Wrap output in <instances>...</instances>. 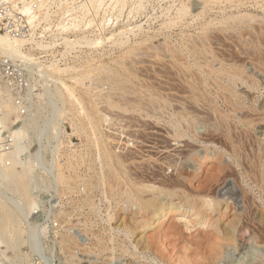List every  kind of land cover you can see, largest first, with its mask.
I'll return each mask as SVG.
<instances>
[{
  "label": "rangeland",
  "instance_id": "obj_1",
  "mask_svg": "<svg viewBox=\"0 0 264 264\" xmlns=\"http://www.w3.org/2000/svg\"><path fill=\"white\" fill-rule=\"evenodd\" d=\"M263 2L144 0L142 8L131 2L116 8L113 0H105L100 13L92 10L85 23L82 24L83 16L77 15L81 30L75 32L79 36H103V48L92 52L79 50L68 55L63 53L64 49L61 52L30 51L36 62L30 61L29 57L25 59L27 55L15 59L6 54L2 57L0 53V60L10 58L21 70L27 64L32 67L41 64L45 67L39 71L45 79L49 74L47 79L53 78L47 81L48 84L37 83L39 72L34 70L31 75L35 79L34 85L27 87L28 84L20 82L22 79H19L18 71L15 74V68H0V97L5 102L10 99L8 103L15 109L5 119L0 108V155L6 157L0 162V230L3 229L5 210L15 213V221L7 234L4 235L3 230L0 232V264H193L195 260L200 264H250L264 257V189L250 180L243 169L245 161L241 162L250 155L251 148L242 145L236 162L230 154L232 145L229 141L219 140V137L214 139L211 126L216 122H213L210 104L204 106L202 101L196 56L188 58V65L182 66L184 60L174 58L176 55L164 46L166 34L178 49L189 51L193 46L199 49L204 25L211 36L209 47H206L228 59L234 56L236 67L239 66L244 71L243 78L248 79V83L238 80L232 85L239 103L255 106L264 99V69L251 60L245 50L264 52V37L260 41L255 36H260L264 26V13L260 9ZM182 5L190 6V15L178 26L166 28V20L173 18L175 9ZM193 5H198V9L193 10ZM224 16L231 19L221 21ZM236 16L240 18L236 19ZM87 20L93 22L87 25ZM58 24V20L53 21L52 28ZM68 33L74 34L62 27L60 34L71 36ZM154 36L157 38L153 39ZM154 46L160 48L157 50ZM185 46H188L187 50ZM65 59L68 65L77 66L75 71L66 70ZM52 62L60 65L55 74L50 72L52 70L46 71ZM221 64L220 59L215 67L219 69ZM224 64L233 66L230 64L234 63ZM58 69H65V74ZM57 75L65 78L64 82L74 91L73 97L65 93L62 103L55 91L58 85L64 91L61 81L55 82V79H61ZM227 79L221 83L228 84ZM252 82L256 87L251 86ZM208 89L211 91V87ZM53 95L55 99H51ZM220 95L223 101L216 94L209 97L216 98L224 109L226 96ZM248 95L255 98L254 103H249ZM232 126V132L238 135L234 129L236 126L240 129V124L237 122ZM59 128L63 133L57 135L61 132ZM14 133L18 135L14 136ZM104 144L119 157L123 167L106 159ZM16 147L20 151L17 150V154ZM13 154L18 158L13 160L16 157ZM205 155L207 158L221 155L225 169L219 178L231 176L236 171L234 176L241 189L238 188L240 197L237 201L232 199L222 203L221 219L212 214L206 224L193 216L201 212L197 209L201 197L211 198L217 194L214 170L204 168ZM3 166L13 168L11 170L15 169V172L25 166L31 168L25 196L14 184H8ZM58 172L66 177V184L57 183L63 178ZM134 192H142L144 198L156 194L161 206L170 202L184 205L186 196H190L195 210L194 213L173 212L164 223L147 227L143 222H153L152 215L139 213L135 202H131ZM242 192H246V196ZM259 218L261 221H257ZM222 230L231 233L229 239L222 240Z\"/></svg>",
  "mask_w": 264,
  "mask_h": 264
},
{
  "label": "bare ground",
  "instance_id": "obj_2",
  "mask_svg": "<svg viewBox=\"0 0 264 264\" xmlns=\"http://www.w3.org/2000/svg\"><path fill=\"white\" fill-rule=\"evenodd\" d=\"M44 1V0H43ZM49 1H51V2H46L45 1V3L43 2H41V3H39L38 5H42V7L45 9V14H43L42 15V20H44V21H49L50 20V18L52 17V15H54V14H56V12L55 11H53L52 10V6L53 5H56L57 6V11H62L63 13H65V12H67V8H65L64 9V1L63 0H49ZM86 1V3L83 5L82 4V10L83 11H85V12H92V10L93 11H95L96 13L97 12H99V10L103 7V2L105 1V0H85ZM111 1V0H110ZM132 3V5H138L139 7H141L142 5H143V2H144V0H113V6H115L116 8L117 7H119V8H123V7H125V5L127 4L128 5V3ZM241 3H243V2H241ZM240 3V4H241ZM258 3V2H257ZM264 3V2H263ZM259 4H261L260 2H259ZM198 5H193V10H197L198 9V7H197ZM41 7V6H40ZM188 7H190V6H188ZM186 5H182L181 7H177L176 9H175V15H174V17L173 18H168V20H166L167 21V25H166V28H168V29H172V28H174V27H176V26H178L181 22H183V21H185L186 19L185 18H187L189 15H190V8H188ZM142 8V7H141ZM64 9V10H63ZM262 11H263V13H264V4H262V6H261V8H260ZM102 10V9H101ZM241 11V10H240ZM95 13V14H96ZM100 13V12H99ZM103 13V12H102ZM168 13H170L169 11H168ZM98 15V14H97ZM245 16V15H244ZM248 16H250V15H248ZM98 17V16H97ZM198 17V16H197ZM196 17V18H197ZM238 16H236V19H239V18H237ZM82 18V17H81ZM92 18V17H91ZM199 18V17H198ZM95 19H96V17H95ZM99 19V18H98ZM229 19H231V17H223L222 19H221V21H225V20H229ZM234 19H235V17H234ZM235 19V20H236ZM253 19V18H252ZM83 20V19H82ZM92 22H93V20H91ZM83 22L84 21H82V24H83ZM92 22H86V23H88L87 25H90V23H92ZM101 23H102V20H101ZM80 24H81V20H78V18H76L75 19V21L70 25V26H64V31H73L74 32V34H75V32L76 31H78V30H81V26H80ZM97 24V23H96ZM211 24V23H210ZM209 24V25H210ZM220 24H223V22H220ZM225 24V23H224ZM262 24H264V19H263V23ZM101 25V24H100ZM203 26V28H202V30H203V32H204V35L201 37V38H199L200 39V41H199V44H200V47H198L199 49H197L196 47H192L193 49H188L189 51H184L183 49H178V48H176V46H174L172 43H170V36L169 35H166V34H164L165 35V38H164V43H165V48H166V50L168 51V52H171L172 54H174V55H176V56H174V58H179L180 60H184V64L185 65H183L182 64V66H186V65H188V58H192V57H195L196 56V62L198 61V67H199V71H200V77H199V85H200V93H201V97H202V101H203V103H204V106H206L207 105V103H209L210 104V106H211V110H212V112L213 113H211V116H212V114H213V117L215 118L214 119V123L216 122V124H214V125H210L211 127H213L212 129H213V131H214V139L215 138H218L219 137V140L220 139H226V140H228L229 141V145H232L231 146V150L230 149H227L226 148V150H230V154H231V156L234 158V160L237 162V158H238V150H240V148H242V145L244 146V145H248V146H250V155H248V157H246V158H242V157H240V158H242V159H245V160H242L241 162H243V161H245V167L243 168L244 169V172L245 173H248V177H250V180L253 182V183H255L257 186H259L260 188H263L264 189V99L262 100V101H260V102H257V104L255 105V106H253L252 104H249V106L246 104V103H243L242 101H240L241 103H239V97H238V95H236L235 93H234V91H233V88H232V85H235L236 84V82L238 81V80H241L242 82H246V83H248V79L246 80V79H244L243 78V73H244V71L242 70V69H240V68H238V67H236V63L237 62H234L233 60H235V58H233V57H231L230 56V59H228L227 58V56H225L224 54L222 55V53H220V52H216V51H214V50H211V49H208L207 47H209L207 44H209V41L211 40V36L210 35H208V32H207V30H208V28H206V27H204V25H202ZM264 26H263V29H262V31L260 32V36L259 35H255L256 36V38L257 39H260V41H263V37H264ZM78 33V32H77ZM92 33V32H91ZM63 34V33H62ZM62 34H60V32L58 33V35L57 36H55V37H53L50 41H46V42H44V41H40V42H35V43H30V45L31 46H34V47H32V48H37V50L38 51H41V50H49V49H53L57 44H60V45H62L63 46V48H62V50L64 49V51H63V53L65 54V55H68V54H70L71 52H75V51H88V52H92L94 49H99V48H103V36H100V37H93V36H91V34H85V35H82V36H79L78 34H76L75 36H64V35H62ZM98 34V33H97ZM125 34V33H124ZM80 35H81V33H80ZM102 35V34H101ZM240 35V37H244V39H245V36L244 35H242L241 36V34H239ZM236 38H238L237 37V35L235 36ZM154 38H157V36H154L153 37V39ZM235 38V39H236ZM108 40V39H107ZM106 40V41H107ZM206 40H207V42H206ZM238 41H240L241 42V40H239V39H237ZM195 42V41H194ZM234 42H237V41H234ZM241 43H243V41L241 42ZM240 43V44H241ZM25 45H27V42H25L24 40H21V39H12V38H10V37H8L7 35H5V34H2V33H0V53H2V55L3 54H6V56L7 55H9V57L10 56H12L13 58H15V59H17V58H21V57H25L26 55V57H25V59L27 58V57H29L30 59H32V60H30L29 58V60L30 61H34V62H36L35 60H37L36 58L34 59V54H32L31 52H29V53H27L26 54V52H24V46ZM154 45V44H153ZM158 45V44H157ZM156 45V46H157ZM160 46V45H159ZM207 46V47H206ZM155 47V46H154ZM186 47V46H185ZM188 47V46H187ZM187 47L185 48L186 50H187ZM160 47H155L154 49H159ZM184 48V47H183ZM77 53V52H76ZM186 53H188L187 54V56H185L186 55ZM62 54V53H61ZM60 54V56H64V54L63 55H61ZM185 54V55H184ZM245 54L251 59V60H253V61H257L258 63L257 64H259L260 66H262V70L264 69V61H263V59H264V52H262L261 50H257V51H254V50H252V49H246L245 50ZM74 55V54H73ZM86 55V54H85ZM89 55V54H88ZM230 55H232V54H230ZM82 56V55H81ZM229 56V55H228ZM70 57V56H69ZM89 57V56H88ZM60 58V57H59ZM70 60H74V59H72V58H69ZM221 59V61H223V64H221V67L218 69L217 67H215V64H216V62H218V60H220ZM23 60V59H22ZM26 61V60H25ZM60 60L58 59V61L57 62H59ZM65 61H66V59H65ZM235 61H237V60H235ZM56 62V61H55ZM67 62V61H66ZM234 63V64H230V65H233V66H228V65H225L224 63ZM30 63V62H29ZM37 63H39V62H37ZM60 63V62H59ZM87 63H89V61L87 62ZM255 63V62H254ZM253 63V64H254ZM75 64V63H74ZM82 64V63H81ZM44 65V64H43ZM65 65H68V62L65 64ZM80 65V64H79ZM219 65V64H218ZM254 65H256V64H254ZM258 65V66H259ZM40 66H41V64H40ZM48 66V65H47ZM51 66V67H50ZM50 66L49 67H46V71H48V70H52V71H50V72H53L54 74H55V70H56V68L58 67L59 68V64L57 65H55L54 64V62H52L51 64H50ZM42 67V66H41ZM45 67V66H44ZM44 67H43V69H44ZM77 67V66H76ZM76 67L75 66H72L71 64H69L68 66H66V70H74L75 71V69H76ZM188 67V66H187ZM61 68V67H60ZM64 68V67H63ZM80 68V67H79ZM78 68V69H79ZM83 68V67H82ZM190 68V67H189ZM256 68V67H255ZM259 68V67H258ZM42 69V70H43ZM65 69L63 70V69H58L59 70V72L60 71H63V74H65L64 73V71H65ZM77 69V70H78ZM84 69V68H83ZM187 69V68H186ZM42 70H41V72H42ZM54 70V71H53ZM76 70V71H77ZM190 70V69H189ZM191 71V70H190ZM193 71V70H192ZM49 72V71H48ZM59 72H56L57 74L59 73ZM66 72V71H65ZM46 73V72H45ZM52 73V74H53ZM61 73V72H60ZM188 73V72H187ZM48 74V73H47ZM190 74V73H189ZM192 74V73H191ZM195 74V73H194ZM50 75V74H49ZM48 75V76H49ZM62 75V74H61ZM46 76V75H45ZM48 76H47V78H48ZM55 75H53V76H50V77H54ZM58 77L57 78H59V77H61L60 75H57ZM187 76H188V74H187ZM49 77V78H50ZM192 77V76H191ZM196 77V76H195ZM46 78V79H47ZM225 78H228L227 80H228V84H222L221 83V81L223 80V79H225ZM245 78H247V77H245ZM53 79V78H52ZM52 79H50V80H52ZM63 79H65V78H63ZM62 79V77H61V79H55L56 81L55 82H57V83H59V81H61V84L63 85V87H64V91H62V89H60L59 88V85H58V87L55 89V91H56V93H57V97H58V101H59V103L61 102V101H63V99L65 98V93H67L68 94V97H69V95L70 96H74V91H73V88L71 87V86H69V85H67L66 84V82H64L65 80H63ZM80 79V78H79ZM49 79H47V81L49 82L50 81ZM57 80H59V81H57ZM63 80V81H62ZM71 80H73V79H71ZM74 81H76L77 82V80H74ZM79 81V80H78ZM81 81V80H80ZM193 81H195V80H193ZM53 82V81H52ZM51 82V83H52ZM75 82V83H76ZM83 82V81H82ZM197 82V83H198ZM54 83V82H53ZM52 83V84H53ZM56 83V84H57ZM48 84V83H47ZM77 84H79V83H77ZM81 85H82V83H81ZM48 86V85H47ZM55 86V85H54ZM251 86L252 87H256L255 86V84L252 82V84H251ZM264 86V85H263ZM49 87V86H48ZM88 87V86H87ZM92 87V86H91ZM209 87H211V91H209ZM92 89V88H91ZM48 90V89H47ZM87 90H89V89H87ZM257 90V89H256ZM48 92V91H47ZM226 92H227V94H226ZM51 92L49 91V93L48 94H50ZM213 94H216V96L217 97H221V95L220 94H224L225 96H226V98L224 97V100H225V105H224V109L221 107V106H219V102H217V100H216V98H210L209 97V95H213ZM1 96V95H0ZM67 96V95H66ZM248 98H246V99H248V101H249V103H254L255 102V98L254 97H251L250 95H248L247 96ZM50 98V97H49ZM54 98V95H53V97H51V99H53ZM56 98V97H55ZM54 98V99H55ZM222 98V97H221ZM220 98V99H221ZM51 99H49V101H51ZM57 100V99H56ZM201 100V99H200ZM222 101H223V99H221ZM9 101H10V99H9ZM8 101V102H9ZM58 101L57 102H55L56 104L58 103ZM201 101V102H202ZM8 102H5V100H4V98L3 97H0V108H2V110H3V112H2V114L4 115V118L6 117L7 118V116L9 117V115H11V113L13 112V111H15V109L13 108V106L12 105H10ZM53 102V101H52ZM51 102V103H52ZM246 102V101H245ZM62 103V102H61ZM222 103V104H223ZM56 104H54V105H56ZM64 106L65 105H63L62 107V109H64ZM56 107H57V105H56ZM52 108H53V106H52ZM54 109V108H53ZM52 109V110H53ZM56 109V108H55ZM204 109H206V108H204ZM1 110V111H2ZM17 111V110H16ZM54 111V110H53ZM57 111V110H56ZM60 111V110H59ZM64 111V110H63ZM62 111V112H63ZM65 112V111H64ZM99 112V111H98ZM55 113V112H54ZM61 113V111L59 112V114ZM56 114V113H55ZM65 114H66V112H65ZM98 114H100V113H98ZM64 115V114H63ZM97 115V114H96ZM55 116V115H54ZM61 116V115H60ZM77 116V115H76ZM90 116V115H89ZM101 116V115H100ZM53 117V116H52ZM62 117V116H61ZM212 117V118H213ZM5 118V119H6ZM90 118V117H89ZM9 119V118H8ZM19 119V118H18ZM17 119V120H18ZM60 119V118H59ZM63 119V118H62ZM53 121H54V119H52ZM99 120H101V119H99ZM216 120V121H215ZM7 121V120H6ZM11 121V120H10ZM9 121V122H10ZM90 121V120H89ZM92 121H94V120H92ZM91 121V123L90 124H94V122H92ZM173 121V120H172ZM2 122H4V120L2 121ZM8 122V121H7ZM47 123H50L49 121H46ZM72 122V121H71ZM75 122V121H74ZM85 122V121H84ZM180 122V121H179ZM192 122V121H191ZM239 123L240 124V126H241V128L239 129L238 128V126H236V128L234 129V130H236L237 132H238V135L237 134H234L233 132H232V129H233V127L234 126H232V125H234L235 123ZM4 123H6V122H4ZM61 123V122H60ZM97 123H98V121H97ZM3 124V123H2ZM84 124V123H83ZM190 124V123H189ZM19 125V124H18ZM25 125V124H24ZM50 125V124H49ZM61 124H59V126H60ZM72 125V124H71ZM75 125V124H74ZM77 125V124H76ZM175 125V124H174ZM177 125V124H176ZM175 125V126H176ZM17 126V125H16ZM89 126H91V125H89ZM88 126V127H89ZM14 127V126H13ZM46 127H47V125H46ZM45 127V128H46ZM55 127V126H54ZM87 127V126H86ZM96 127H97V125H96ZM95 127V128H96ZM174 127V126H173ZM232 127V128H231ZM76 128V127H75ZM98 128V127H97ZM206 128V127H205ZM43 129H44V126H43ZM60 129V128H59ZM183 129H184V127H183ZM9 130V129H8ZM13 130V129H12ZM15 130V129H14ZM18 130H19V128H18ZM61 130V129H60ZM59 130V131H60ZM81 130H82V128H81ZM98 130V129H97ZM211 130V129H210ZM208 131H209V129H208ZM212 131V132H213ZM230 131H231V133H230ZM17 132V130L15 131V133ZM24 132V131H23ZM40 132V131H39ZM42 133L44 132V130L43 131H41ZM54 132V131H53ZM100 132V131H99ZM14 133V134H15ZM58 133V132H57ZM56 133V134H57ZM63 133V131L61 130V132H59L57 135H59V134H62ZM233 133V134H232ZM25 134V133H24ZM47 134V133H46ZM92 134H93V132H92ZM91 134V135H92ZM213 134V133H212ZM17 135H18V133H17ZM16 134L14 135V136H17ZM50 135H51V133H50ZM53 135V134H52ZM55 135V134H54ZM105 135V134H104ZM103 135V136H104ZM188 135V134H187ZM234 135H237L238 136V138H237V136H234ZM13 136V135H12ZM13 136V137H14ZM40 136H42L41 134H40ZM66 136V135H65ZM89 136V135H88ZM94 136V135H93ZM96 136H98V135H96ZM101 136V135H100ZM46 137V136H45ZM55 137V136H54ZM58 137V136H57ZM90 137V136H89ZM20 138V133H19V137H18V140H20L19 139ZM90 138H93V137H90ZM98 138V137H97ZM101 138V137H100ZM104 138V137H103ZM96 139V138H95ZM107 139V138H106ZM24 140V139H23ZM25 140H26V136H25ZM57 140V139H56ZM98 140V139H97ZM96 140V141H97ZM102 140V139H101ZM100 140V141H101ZM218 140V139H217ZM217 140H215V142L217 141ZM245 140V141H244ZM16 141V140H15ZM42 141V140H41ZM41 141H40V143H41ZM20 142V141H19ZM58 142V141H57ZM95 142V141H94ZM246 142V143H245ZM25 143V142H24ZM26 143H27V141H26ZM25 143V144H26ZM59 143H60V141H59ZM99 143V141L96 143V144H98ZM101 143V142H100ZM13 144H15L14 142H13ZM20 144V143H19ZM220 144V143H219ZM101 145H102V143H101ZM106 144H104V155H105V157H106V159L107 160H109L110 162H117V164L119 165V166H121V167H123V164L121 165V161L119 160V157H117V156H115L113 153H112V151L110 152L109 151V149L108 148H106V146H105ZM108 145V144H107ZM226 145V144H225ZM246 145V146H247ZM17 146V145H16ZM19 146V145H18ZM39 146V145H38ZM228 146V145H227ZM97 147H99V146H97ZM17 148V147H16ZM21 148H23V146H22V144H21V147H20V149ZM55 148V147H54ZM53 148V149H54ZM100 148V147H99ZM245 149V148H244ZM247 149V148H246ZM248 149H249V147H248ZM2 150V149H1ZM19 151V148H17L16 149V154H17V152ZM210 150V149H209ZM245 151V150H244ZM243 151V152H244ZM20 152V151H19ZM21 152H22V149H21ZM207 152V151H206ZM241 152V151H240ZM246 152V151H245ZM14 153V152H13ZM38 153H39V151H38ZM238 153V154H237ZM248 153V152H247ZM1 154V153H0ZM9 154V153H8ZM7 154V155H8ZM11 154H12V152H11ZM16 154H13V157H14V155L16 156V157H14L13 158V160L15 159V158H18L17 156L18 155H16ZM55 154V153H54ZM243 154V153H242ZM224 155V154H223ZM3 156H4V154L3 155H0V162H2V161H4L3 159L5 158V160H6V157H4L3 158ZM6 156V155H5ZM10 156V155H9ZM100 156V155H99ZM218 155H216V157H208L207 158V156L205 155L204 156V158H206V162L204 163V168H211V169H213L214 171H213V174L212 175H214L215 174V180H217L216 182H217V185H216V191H217V194L215 195V196H211V198H208L207 196H205L204 195V197H201V200H200V202H199V205L197 206V209H200L201 210V212H198L197 214H193V216H195L196 218L198 217L199 219H202V220H204V222H205V224L207 223V220H209V216L210 215H212V214H215L216 215V217H219V215H221V210H222V203L224 202V201H226V202H228L229 200H235V201H237V199L240 197L239 196V191H238V186H239V181H238V178L237 177H235L234 176V174H235V172L233 173V175H229V176H227L226 174V176L225 177H222V178H219V177H221V175H220V173H222L223 171H222V169L224 170L225 169V165L223 166V164L224 163H222L221 161H220V158L222 159V157H217ZM246 156V155H245ZM11 157V156H10ZM9 157V158H10ZM244 157V156H243ZM233 158H232V160H233ZM8 159V158H7ZM12 159V158H11ZM215 159V160H214ZM17 160V159H16ZM221 162H219V161ZM8 161V160H7ZM9 161H10V159H9ZM108 161V162H109ZM209 161V162H208ZM210 161H212L211 163L212 164H209L210 163ZM4 163V165L6 164L5 162H3ZM10 163V162H9ZM8 163V164H9ZM12 163H13V161H12ZM15 164H16V161L14 162ZM28 163V162H27ZM239 163V162H238ZM1 164V163H0ZM11 164V163H10ZM14 164V165H15ZM29 164V163H28ZM111 164V163H110ZM228 164H230V163H228ZM112 165V164H111ZM12 166H13V164H12ZM16 166V165H15ZM14 166V167H15ZM4 167V166H3ZM6 167V169H5V171H6V178H8L9 180H7L8 181V184H10L11 183V185H13L14 184V187H15V189L18 191V192H20V194L21 195H24L25 196V194L27 193V190H28V184H29V182H30V180H29V176L31 175L30 174V170H31V168L30 167H24V168H21V171L19 170H17L16 172H15V169L14 170H11V169H13V168H8V166H5ZM4 167V168H5ZM110 167H112V166H110ZM8 168V169H7ZM19 169V168H18ZM242 169V168H241ZM233 170H232V172H233ZM210 171V170H209ZM222 171V172H221ZM226 171L228 172V170L226 169ZM226 171H224V173L226 172ZM230 171V170H229ZM241 171V170H240ZM231 172V173H232ZM62 175L61 177H63V173H59L58 172V175ZM211 174V173H210ZM230 174V173H229ZM240 174V173H239ZM239 174H238V172H237V175L239 176ZM223 176V175H222ZM60 177V176H59ZM247 177V176H246ZM58 179V178H57ZM57 179H55L56 181H57ZM105 180H106V177L104 176L103 177V181L105 182ZM10 181V182H9ZM60 181V182H59ZM59 181H57V183H59V184H66L67 182H66V177L64 178H60V180ZM207 181V180H206ZM212 182V181H211ZM58 184V185H59ZM207 184V183H206ZM250 184V183H249ZM251 185V184H250ZM254 185V184H253ZM241 186V185H240ZM156 187V186H155ZM154 187V188H155ZM203 187V186H202ZM201 187V188H202ZM153 188V189H154ZM242 188V187H241ZM252 188V187H251ZM240 189V188H239ZM150 190V189H149ZM203 190V189H202ZM214 190H215V188H214ZM241 190V189H240ZM243 190V189H242ZM255 190V189H254ZM153 191V190H152ZM152 191H149V192H152ZM155 191V190H154ZM153 191V193H155ZM157 191V190H156ZM158 191H159V189H158ZM158 191L156 192V193H158ZM245 191V190H244ZM256 191V190H255ZM263 191V190H262ZM15 192V191H14ZM17 192V193H18ZM206 192V191H205ZM248 192V191H247ZM264 192V191H263ZM211 193V192H210ZM213 193V192H212ZM242 193H244V192H242ZM249 193V192H248ZM19 194V195H20ZM134 196L133 197H131V198H134V199H131L132 201L131 202H135V204L137 205V207H138V210H139V213H142V212H148L150 215H152V220H153V222H148V221H145V222H143L144 224V226H153L154 224H161V223H164L165 221H166V219H167V216L168 215H170L171 213H173V212H181V211H185L186 213H191V212H193V209H194V207H195V205H193V201L189 198V197H187L186 196V199H185V204L184 205H182V204H173V203H167L166 205H160V203H159V201H158V197L156 196V194L155 195H153L152 197L150 196V198H144V197H142L141 196V194H142V192L141 193H135L134 192ZM152 194V193H151ZM159 194V193H158ZM157 194V195H158ZM202 194H205V193H202ZM202 194H201V196H202ZM28 195V194H27ZM187 195V194H186ZM207 195V194H206ZM242 195H244V196H246V192L244 193V194H242ZM159 196V195H158ZM21 197V196H20ZM249 197H251L250 195H249ZM254 197V196H253ZM28 198H30V197H28ZM220 198L221 199H223V201L222 200H220ZM23 199V198H22ZM24 199H25V197H24ZM130 199V198H129ZM199 199H200V197H199ZM243 199H245V198H243ZM245 200H248V199H245ZM245 200H243V201H245ZM27 201V200H26ZM184 201V200H183ZM240 201H242V199L240 200ZM249 202H250V200H249ZM255 202V201H254ZM33 203V202H32ZM35 203V202H34ZM241 203V202H240ZM245 203V202H244ZM247 203V202H246ZM133 204V203H132ZM229 204V203H228ZM248 204V203H247ZM256 204V203H255ZM28 205V204H27ZM180 205V206H179ZM250 205H252V204H250ZM32 206H33V204H32ZM228 206V205H227ZM247 206V205H246ZM25 207H27V206H25ZM185 207H186V210H184L185 209ZM234 207V206H233ZM249 207V206H248ZM247 207V208H248ZM258 207V206H257ZM4 208H6V207H4ZM236 208V207H235ZM240 208V207H239ZM246 208V207H245ZM259 208V207H258ZM196 209V210H197ZM195 210V209H194ZM223 210H224V208H223ZM228 210V209H227ZM245 210V209H244ZM250 210V209H249ZM248 211V210H247ZM223 212V211H222ZM225 212L227 213V211L225 210ZM246 212V211H245ZM248 212H250V211H248ZM254 212V211H253ZM258 212V211H257ZM194 213V212H193ZM246 214V213H245ZM3 215V214H2ZM1 215V216H2ZM225 215V214H224ZM223 215V216H224ZM203 216H205V217H203ZM222 216V217H223ZM256 216V215H255ZM263 216H264V214H263ZM3 217V225H4V227H3V225H2V230H3V232H4V235L5 234H7V232H8V229H10L9 227H11V225L14 223V221H15V213H14V211L12 212V211H10V210H5V212H4V216H2ZM252 217V216H251ZM213 218V217H212ZM220 219H221V217H219ZM263 218V217H262ZM261 218V219H262ZM1 219V218H0ZM261 219L259 218V219H257V221H261ZM151 220V219H150ZM191 221V220H190ZM217 221H219V219L217 220ZM192 222V221H191ZM213 222V221H212ZM215 222V221H214ZM257 223H259V222H257ZM264 224V223H263ZM14 227V226H13ZM15 228V227H14ZM2 230H0V232L2 231ZM223 231V230H222ZM227 231V233L225 232V231H223V238H222V240H224V238H225V240H227V239H229V237L231 236V233L230 232H228V230H226ZM10 232H11V230H10ZM224 232L226 233V235L224 234ZM14 233H13V231H12V235H13ZM220 234V233H219ZM221 234V235H222ZM142 235V234H141ZM233 235V234H232ZM234 236V235H233ZM232 238V237H231ZM4 240V239H3ZM2 240V241H3ZM5 241H7V240H4V242ZM6 243H8V242H6ZM8 247H9V245H8ZM11 250V249H10ZM263 250V249H262ZM264 251V250H263ZM260 257V256H259ZM259 257H258V259H259ZM187 259H189V258H187ZM252 260V259H251ZM184 261L185 262H187L186 261V259H184ZM189 261V260H188ZM191 261V260H190ZM182 262V261H181ZM180 263V262H179ZM183 263V262H182ZM181 263V264H182ZM193 264H200V263H198V262H196V260H195V262H192ZM185 264V263H184ZM187 264H189V262H187ZM243 264V263H242ZM250 264H264V257H261L257 262L255 261V262H251Z\"/></svg>",
  "mask_w": 264,
  "mask_h": 264
},
{
  "label": "built area",
  "instance_id": "obj_3",
  "mask_svg": "<svg viewBox=\"0 0 264 264\" xmlns=\"http://www.w3.org/2000/svg\"><path fill=\"white\" fill-rule=\"evenodd\" d=\"M51 2L49 0H0V33L7 35L12 39H21L27 42L24 49L27 48L30 51H38L37 48H32L30 43L40 42V41H50L53 37L57 36L62 27L70 26L76 18L83 16L87 19L89 12L82 10V4L86 3L85 0H63L64 9L67 8V12L57 11V6L53 5L52 10L56 14L52 15L49 21L42 20V15L45 14V9L39 3ZM41 6V7H40ZM63 9V10H64ZM58 20L59 24L52 28L53 21ZM89 20H87L88 22ZM86 27V26H84ZM89 33V32H85ZM71 36H75L73 33H68ZM63 46L57 44L53 49L41 50L39 53L57 51L61 52ZM2 56V55H0ZM4 57V55L2 56ZM9 58V57H7ZM14 62L11 59H1L0 68L4 66L6 70H10L11 67L15 68V74L18 71L19 79L21 83L28 84L27 87L34 85L35 79L31 78L32 72L37 70L39 72L36 81L39 83L41 81L43 84L47 83V80L39 70L43 69L40 65H34L33 67L29 64L24 66L25 69H19L13 65ZM41 68V69H40Z\"/></svg>",
  "mask_w": 264,
  "mask_h": 264
}]
</instances>
